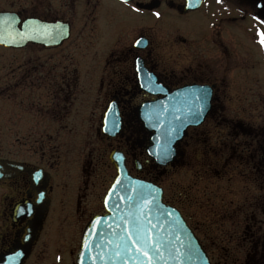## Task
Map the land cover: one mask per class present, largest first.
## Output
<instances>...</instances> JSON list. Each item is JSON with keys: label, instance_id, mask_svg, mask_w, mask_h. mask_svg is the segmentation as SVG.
I'll return each instance as SVG.
<instances>
[{"label": "flooded vegetation", "instance_id": "obj_1", "mask_svg": "<svg viewBox=\"0 0 264 264\" xmlns=\"http://www.w3.org/2000/svg\"><path fill=\"white\" fill-rule=\"evenodd\" d=\"M0 13L19 33L69 34L0 45L60 55L0 64V264H76L121 160L163 190L213 264H264V0H0ZM201 89L208 114L159 165L142 112L175 94L205 108Z\"/></svg>", "mask_w": 264, "mask_h": 264}, {"label": "water", "instance_id": "obj_2", "mask_svg": "<svg viewBox=\"0 0 264 264\" xmlns=\"http://www.w3.org/2000/svg\"><path fill=\"white\" fill-rule=\"evenodd\" d=\"M11 22L12 14L0 13V45L21 47L33 41L50 46L69 37L67 33L53 31L19 33ZM190 110L185 98L175 94L147 104L142 112L146 127L155 131L148 151L159 165L172 160L175 145L186 129L202 122L210 110V98L207 97L200 121L191 122ZM165 148L168 149L166 157L162 151ZM5 164L0 161V178L6 176ZM116 165L118 175L105 197L107 213L95 216L87 224L76 264H213L182 213L163 201V190L132 177L123 160L116 161ZM188 248L198 252L195 259L189 260L184 255ZM5 258L4 264L19 262Z\"/></svg>", "mask_w": 264, "mask_h": 264}, {"label": "rangeland", "instance_id": "obj_3", "mask_svg": "<svg viewBox=\"0 0 264 264\" xmlns=\"http://www.w3.org/2000/svg\"><path fill=\"white\" fill-rule=\"evenodd\" d=\"M29 53H30V55H29L30 57L38 58L40 55V57L45 56L48 60L49 59H52V60L56 59L57 60L60 57V55L58 54V51H55V50H47L44 55H43V53H41L37 49L34 51L33 50H26V51H16V52H12L9 50H0V64L9 63L11 58H13V57H27L26 55ZM8 107H10V106H9L8 99L6 98V96L0 97V133H1L0 137H5V138L8 136L7 135ZM48 131H50V130H48ZM78 146H79L78 150H80V147L83 145L80 143V144H78ZM191 168H193V166ZM195 169H197V168H195ZM187 171L188 170H186L185 172H187ZM193 173H194V170H193ZM191 175H192V173H191ZM172 180L175 182L180 181V182L184 183V181H185L184 169L178 171L174 175V177L171 178V181ZM192 211H195L197 213L198 218L203 217L202 213L200 214V212L202 211L201 209L193 208Z\"/></svg>", "mask_w": 264, "mask_h": 264}, {"label": "snow or ice", "instance_id": "obj_4", "mask_svg": "<svg viewBox=\"0 0 264 264\" xmlns=\"http://www.w3.org/2000/svg\"><path fill=\"white\" fill-rule=\"evenodd\" d=\"M157 15H159V13H157ZM259 35H260V43L262 45H264V31H261L259 33ZM136 43L140 44V43H142V41L137 40ZM206 98H207V90L206 89H201L200 92L197 94L196 99L199 100V101H203ZM203 111H204L203 103H200V105L197 107V109L195 111H191L190 110L189 115H190V118H191V122L192 123H196V122L200 121V119L202 118V115H203ZM162 151H163L164 156L166 157L168 149L165 148ZM0 174H2V172H0ZM24 211H25V209H21L20 210L21 214H23ZM169 215H171V214L169 213ZM145 255H147V253H145ZM184 255L187 257V259L193 260V259H195L198 256V252L195 249H193V248H188L186 250V252L184 253Z\"/></svg>", "mask_w": 264, "mask_h": 264}]
</instances>
